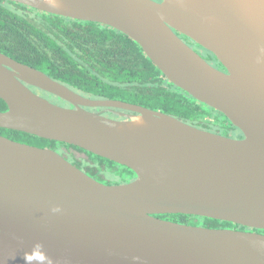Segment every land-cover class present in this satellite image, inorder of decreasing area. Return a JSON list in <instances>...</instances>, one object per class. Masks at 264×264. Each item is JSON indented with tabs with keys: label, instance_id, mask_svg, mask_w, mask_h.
<instances>
[{
	"label": "water",
	"instance_id": "water-1",
	"mask_svg": "<svg viewBox=\"0 0 264 264\" xmlns=\"http://www.w3.org/2000/svg\"><path fill=\"white\" fill-rule=\"evenodd\" d=\"M10 1L118 29L169 81L222 112L244 136L86 97L0 51L7 104L0 127L80 147L136 174L107 184L56 149L0 134V264H25L34 246L50 264H264L262 233L156 216L190 214L264 230V0Z\"/></svg>",
	"mask_w": 264,
	"mask_h": 264
},
{
	"label": "trees",
	"instance_id": "trees-1",
	"mask_svg": "<svg viewBox=\"0 0 264 264\" xmlns=\"http://www.w3.org/2000/svg\"><path fill=\"white\" fill-rule=\"evenodd\" d=\"M0 51L43 70L86 97L136 103L215 133L224 132L226 124L234 126L222 112L169 81L138 42L101 23L49 14L18 2L0 0ZM40 93L61 105L69 104L51 93L43 90ZM6 109V102L0 98V111ZM106 114L122 118L112 112ZM0 134L56 149L97 180L107 179V184L126 183L134 176L130 168L77 146L3 127H0ZM75 149L85 155H77ZM121 176L129 178L117 182ZM157 216L185 224L198 217L182 213ZM198 218L203 225L213 228L234 224L210 217Z\"/></svg>",
	"mask_w": 264,
	"mask_h": 264
},
{
	"label": "flooded vegetation",
	"instance_id": "flooded-vegetation-1",
	"mask_svg": "<svg viewBox=\"0 0 264 264\" xmlns=\"http://www.w3.org/2000/svg\"><path fill=\"white\" fill-rule=\"evenodd\" d=\"M196 52H198L203 58H205L208 62H210L211 64H213L214 66H216L217 68L223 70V71H227L226 68L217 60L216 57H214L213 55H211V53L205 49L204 47H202L201 45H199L198 43H196L195 41H193L192 39H190L187 36H182V34H179ZM32 89L36 90L37 92H41L40 89L35 88L34 86H30ZM67 106H71V104H68ZM100 110V109H99ZM127 112V111H125ZM219 134L225 135V136H230V137H234V138H242L244 135L241 132V130L239 128H237L236 126H232L230 124H226V130H224V132H221ZM76 152L81 153L78 150H74ZM85 155V154H83ZM131 177L132 180L136 177V174L134 173V176L132 175ZM107 180V179H106ZM106 180L104 179L102 182L106 183ZM157 216V215H156ZM226 228H232L235 230H243V231H256L259 233L264 234V230L261 229H254L251 227H247L244 225H240V224H236L234 223L232 226L226 227Z\"/></svg>",
	"mask_w": 264,
	"mask_h": 264
},
{
	"label": "clouds",
	"instance_id": "clouds-1",
	"mask_svg": "<svg viewBox=\"0 0 264 264\" xmlns=\"http://www.w3.org/2000/svg\"><path fill=\"white\" fill-rule=\"evenodd\" d=\"M36 248L37 246H34L32 251L25 253L24 255L25 264H33V260L36 257H40V264H50V261L47 258L46 253H43L42 251H37ZM12 258L14 259L15 256L13 255Z\"/></svg>",
	"mask_w": 264,
	"mask_h": 264
},
{
	"label": "rangeland",
	"instance_id": "rangeland-1",
	"mask_svg": "<svg viewBox=\"0 0 264 264\" xmlns=\"http://www.w3.org/2000/svg\"><path fill=\"white\" fill-rule=\"evenodd\" d=\"M221 121V120H220ZM74 151V150H73ZM75 152V151H74ZM77 155H83L82 153H79V152H77ZM124 176H121V177H119V178H117L116 179V181L117 182H122V181H124V180H126L127 178H129V177H127V178H123ZM121 184V183H120ZM199 217V216H198ZM192 218V221H191V223H189V224H191V225H199V226H206V225H203L202 223H201V221H202V219H200V218Z\"/></svg>",
	"mask_w": 264,
	"mask_h": 264
}]
</instances>
